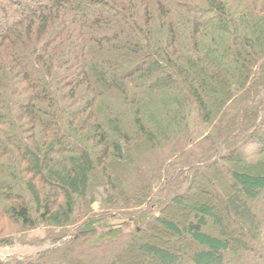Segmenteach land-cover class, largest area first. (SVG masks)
Wrapping results in <instances>:
<instances>
[{
  "label": "trees",
  "instance_id": "obj_1",
  "mask_svg": "<svg viewBox=\"0 0 264 264\" xmlns=\"http://www.w3.org/2000/svg\"><path fill=\"white\" fill-rule=\"evenodd\" d=\"M248 158L264 159V0H0V219L20 230L0 229V264H226L233 247L264 264V173L231 172L230 197L205 185L240 238L185 202L199 172ZM150 223L195 249L144 241Z\"/></svg>",
  "mask_w": 264,
  "mask_h": 264
},
{
  "label": "rangeland",
  "instance_id": "obj_2",
  "mask_svg": "<svg viewBox=\"0 0 264 264\" xmlns=\"http://www.w3.org/2000/svg\"><path fill=\"white\" fill-rule=\"evenodd\" d=\"M143 153L140 150V154L143 155ZM147 155V154H145ZM144 155V156H145ZM222 165L217 166L215 170H208L206 172H199V174L196 177V180L194 182V188L186 193L185 196V202L188 203L189 205L197 206L201 203H206L210 206H212L214 212L216 211L219 216L222 217L223 221L226 223L228 226V238L234 239V238H240L242 233H241V226L239 223L230 221L222 212V207L224 205V201H222L219 196L216 194V192L213 191V193L208 192V190L205 188V185L210 181L211 177H214L216 180H218L220 186L219 189L222 190L225 193V196L230 197L232 195H235V190L231 189L230 187H225L223 183H227L226 181L229 180V175L233 171H239V172H248V173H264V159L263 158H255L252 160H249L248 162H243L240 164H235L232 162L228 161H222ZM123 171H120V176L123 178L122 173ZM223 182H222V180ZM125 181V180H124ZM124 183V182H123ZM170 184L167 186V189L169 188ZM121 187V185L119 186ZM120 189V188H119ZM123 193V192H122ZM123 195V194H122ZM168 198V197H167ZM163 208L166 209V211L169 213V218L173 221L176 222L177 224H181L184 226L187 224V220L191 218V214L189 213L188 210L185 209H176L175 207H172V205L168 204V201H164ZM95 211H99V205L95 204L94 205ZM233 222V223H232ZM151 226H149V231L146 233L144 236V241H152L156 244H159L165 248H178V249H192L194 250V246L190 244V242L187 239H179L173 235H170L168 233H165L164 230H162L159 226H157L155 223H150ZM8 228L10 231L11 235L18 236L20 235V230L18 229L17 226H11L7 221L1 220L0 219V229H5ZM213 227H210L207 229V232L214 234L215 232L212 230ZM46 228H38V230L31 232L30 233V238H38L40 240H44L47 236V232L45 230ZM59 232V231H55ZM262 239H257L256 242L257 244L262 243ZM193 246V247H192ZM24 248H19L16 249L17 251H22ZM33 251H37L36 248L32 249ZM15 252L14 250L11 249H3L1 250V255L2 256H8L12 255ZM232 252L237 255V249L235 247L232 248ZM229 253L226 255L227 260L226 264H237L236 263V258H233V253ZM135 254V260H130L129 258L123 259L122 264H156L154 261L150 260L149 258H141L136 256ZM246 255L248 256L249 253L246 252ZM239 257V256H238ZM78 264H85V263H79Z\"/></svg>",
  "mask_w": 264,
  "mask_h": 264
}]
</instances>
